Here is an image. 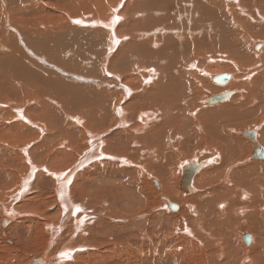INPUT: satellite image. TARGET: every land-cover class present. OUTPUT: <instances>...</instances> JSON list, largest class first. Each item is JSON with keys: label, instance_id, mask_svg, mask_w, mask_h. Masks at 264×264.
Instances as JSON below:
<instances>
[{"label": "rangeland", "instance_id": "1", "mask_svg": "<svg viewBox=\"0 0 264 264\" xmlns=\"http://www.w3.org/2000/svg\"><path fill=\"white\" fill-rule=\"evenodd\" d=\"M50 1L51 2H49V0H9V11H11V9H19L20 7H22L24 11L17 13V19L13 17V23H11L12 18L10 19L11 16H9L8 12L5 13V21H7V25L2 24L3 20L0 19V74H2L1 72H3L4 70L13 71V69L24 73V85L26 87L28 86L27 88H30L33 94L31 96L33 99L25 100L32 101L29 102L28 106H24L25 109L36 107V103L38 101H40L41 103H45L43 108L40 107V109L39 107H37L39 112L37 109L36 112L34 111L35 115L39 116L43 123H45L44 126L46 125V130L43 128L44 133L41 132L38 128H32L29 125L24 124V128L21 132V134L24 133V141L20 142V144H24V148H27V151L30 150L28 149L29 146L32 147L29 148L33 149L38 143H42V146L45 145V147H50L51 149L57 150V147L62 148L63 145H65L64 141L69 135H71L72 140H74L77 136V132H72V125H70L67 121V115H70V113L74 111H84L81 116H89L92 118V120L91 118H87V123L94 121V123H96V126L93 127H96L97 131L99 129V133L108 132V134L110 135L112 133V125H114L111 121V119L113 118V108L118 102L124 103V99L121 100L122 89H118L121 83L115 77L111 75L107 76L106 71L112 74L119 75L122 84L128 85L129 81H133L130 76L132 68L135 65L141 63H143V65L146 64V66L149 65L150 68L160 67V69H167L168 65H171L173 71L171 75L173 83L168 85L163 84L164 87L159 89H153V87L149 86H146V89L144 91L136 89L137 91H139V93H137L136 95H141L142 99L138 101L134 99L131 103L132 105H134V109L131 113H128V119L132 124H134L135 117L139 112L153 109V107L156 105V103L153 102L154 98L158 100V105L164 110V112L160 114V117L162 119V122L160 124L158 123L157 125H151L145 131L140 130V134L130 129L120 130L125 133L124 136H129V140L131 141V143L129 146H127L129 148L131 147L130 149L133 148V142H137L135 139L139 138L143 141H140L142 146L138 142L139 147L137 146V148H133V150H136L129 157V161L126 158L125 159L129 163L140 165L151 172L161 173L162 169H165L166 178H168L166 186H168L171 181H175L176 179L178 182V185H176L177 183L175 182L169 186L173 191L172 196L176 195L177 192L182 191L179 187L178 181V177L180 178V176L182 175V173H180L179 176V171L181 170L180 167H182L184 163L190 161H204L203 159H205V152L202 150H204L203 147H206L203 146L205 142H209L213 145L222 144V139L219 133L220 128L218 127L215 130H210L207 135L208 137L204 138L203 136H199L195 141H193V143L196 142V144L194 143L192 145V141H190V145L188 144L186 146L187 150L190 149L189 151H184L182 149L177 153H172L171 150H167L170 148L171 144L176 145L178 144V142H181V140L172 141L173 137L175 139V137L183 135L180 133L181 127H178L179 132L177 130H174L178 132L174 133V135L170 134L171 130L167 131L165 129L164 131V129H161V127H164V124L169 119V116L167 115L172 113H175L174 115L180 114L179 110L173 112L171 111V109L166 113L165 107L162 104L163 100L166 102L170 101L171 97L169 95L172 93V91H178L179 93L185 95L173 96V98L176 100V103L173 106H178L179 108L183 106L182 115L184 119H188L192 122V127L188 129V135L193 136L194 131L199 129L200 127L203 129H213L219 122V118L222 115H224L221 121L222 126H226V123L230 121L229 119L232 117L231 113L235 112L236 110H238L242 121L240 122V119H234L232 117L233 123L231 124V126L233 129L244 131L245 127H247V130H252L251 128L253 125L261 124L262 130L260 131V135H263L264 121L261 119L260 121L253 122V120L256 118L253 117L254 112H252L251 117L250 111L253 108L264 111V98L259 101V98L258 96H256L255 92L250 90L249 82H246L249 77H246V69L244 68L243 64H246L247 68L249 69H247V71L251 70V72L253 70L254 72H261V69H264L261 67L262 65H264V47L262 49V52H258V59H251V57L248 58V56H252V50H254L252 48L253 41L264 42V35L261 34V32H264V21L261 20L256 13L258 12L260 15H264V0H240V9L237 8V1L235 0H155L156 2L153 4L155 8H165L167 5H169L171 8L170 10H168L169 15L161 18H159L158 16H154L157 15L155 13L152 14L153 17L151 15L152 7L150 6H152V0H121V6H117L116 8L118 15L122 16L126 8L128 7L130 16L132 17L131 19L136 22V24H134L133 26L131 23L126 30L124 29V27L118 28L117 31L120 32L121 35L128 36V34H130L134 38H138V33H141L143 31H145V33H147L148 31H155L156 28V30L165 32L161 34H155L154 37H151L153 35H149L148 38L142 34H139V39H134L129 43L128 41L130 39H125V42L122 40L123 43H118V45L113 48L112 53H110L111 47L109 48L108 46L109 44L111 45L109 37L113 34H110L109 31H106L107 29L97 28V24H89L87 26L86 22H88L87 18L90 17H103V15L109 17L110 14H115L116 16V10H113V5L111 4H114L115 6L119 0ZM94 2L96 3L95 6L97 7L94 6ZM84 3L88 8H82V4ZM164 4L166 5L164 6ZM1 6H3L2 0H0V16L3 12V9H5ZM109 6L111 8H109ZM177 6L179 7L176 9ZM61 8L65 10L64 13L59 11L61 10ZM80 8L84 10L82 11ZM6 9L4 10V12L7 11ZM145 11L148 12L147 17H151L150 19L140 16V14L144 13ZM134 14L137 15L135 16ZM169 16H171V18ZM122 18H124V21L125 19H127L126 17ZM116 22L117 25H121L123 21L122 19H119ZM212 22H216L217 24L214 28L216 31L210 30L208 28V23ZM238 22H244V25H241ZM9 23L11 26L9 25ZM24 25L29 26L26 27L28 28V30L26 31L30 33L28 35V39L24 38L23 45L17 36V38L15 39V35L17 34L16 30H18L16 26H18L19 29L22 30V28H24ZM235 25H238V30L236 29ZM3 26L5 27L4 29ZM78 26L80 27L78 28ZM222 26L224 27L222 28ZM195 30H198L200 34L196 36ZM219 30H223L224 35L217 32ZM2 31L5 32L6 37H12L15 40H6L5 34L2 33ZM124 31H127V33ZM203 40H206L205 44H201ZM188 44H191L190 52H178L180 46H185ZM208 44H210L211 46L208 47ZM5 47L8 48L6 49ZM29 51H34V56L31 55ZM35 52L39 53L36 55ZM115 52L117 54H120V56H115ZM245 53L248 54L244 56ZM44 55L46 56L44 57ZM241 55L243 56V58ZM154 57H159V59H162V64H159L157 62L159 61V59H148ZM169 58L171 63L168 62ZM39 59H46L47 62H50L52 64L51 65L49 63L51 66L56 65L53 66L56 69L48 66ZM248 61L253 62L250 63ZM256 62L258 63V65H256ZM214 63L221 64L220 66L226 69L224 71L220 70L221 72H228V74L233 73V85L232 83H230L227 87L221 86L216 88L217 85L215 87V85L210 82L211 79L209 80V78L207 79V77L201 74L204 69L209 68L210 66L214 65ZM190 65H192V67L196 66L200 70L196 69L191 71ZM60 68L62 71L60 70ZM123 68L126 69L125 72ZM199 71H201V73ZM161 72H163L162 69ZM167 72L170 75L169 71ZM124 74L129 75L130 78L126 79ZM142 74L144 75L146 73ZM66 75H72V77L70 78ZM146 75L147 77H144L145 82L148 81L150 74L147 73ZM104 77L106 78L104 79ZM139 79H141V77ZM169 79L170 78L166 76L165 79L162 78L161 81L164 83V81L168 82ZM85 83H87V85ZM24 85L20 83V86L18 87L24 88ZM117 86L118 88H116ZM231 89L233 94L235 93V91L233 90H236L237 93L235 97L238 98L231 101V97H229V99L225 101V103H227L230 100V105L228 107L219 105L215 108L202 110L204 105H202L201 101L203 99H206L214 94L231 91ZM90 92H92L93 95L90 96ZM62 94H64L66 97ZM58 95L60 96L58 97ZM129 95L132 96V93H130ZM66 98L67 102L65 100ZM85 98L87 99V101L85 100ZM128 99L129 98L126 99L127 103L125 102V106L129 105ZM83 100H85V103L90 102V105L84 104V102H82ZM186 101L188 102V104L186 103ZM96 103L98 104V106H101L100 109H98L95 115H88L87 113L92 110V108L88 110V107L91 105L94 106ZM63 105L70 106H68L67 108V106ZM197 110L201 111L196 114ZM216 110L220 111V114H218V116L210 114V111ZM93 112H95V110H93ZM192 112H195V114H193ZM228 113L230 115L226 116V114ZM101 117H103L105 121L102 120ZM93 119H95L96 121ZM55 121L57 122V124ZM102 121L105 122V124ZM139 122L141 124L146 123L145 121L141 120ZM52 123L56 125H53ZM99 123L102 125H100ZM103 125H105V127H103ZM184 125H186V123ZM29 127L31 128V130ZM39 127H43V125H40ZM56 127L59 129H57ZM173 128L175 129L177 127L173 126L172 130ZM78 129L80 128L78 127ZM51 131H54V133L52 134ZM211 131L214 132V135L210 133ZM55 132L57 134H55ZM82 132V139H85V130H82ZM50 133L52 134V136H54V138ZM241 140L245 142V144H241ZM199 144H202V147ZM236 144L237 154H241L240 158H244V155L246 157L249 155L250 157L251 152L249 153V149L252 144L248 140L241 136V138L236 141ZM0 145V148H5L3 144ZM181 145L183 146L182 143ZM196 145H199V147ZM128 147H116L117 153L126 154L124 156L128 157L127 153L129 151H124L128 150ZM64 148L65 147H63L61 150H64ZM35 152H38V150H36ZM68 153L71 154V152ZM76 154L74 152V155ZM124 156L117 157L123 158ZM253 160L255 162H259L260 164V161L262 159ZM251 164L252 163L250 162H245L238 166L233 165L230 172H228L227 174L225 173V171H222L216 181H213L212 175L208 170L211 165L206 166L205 164V166L209 168L206 169L204 166L205 170L203 169V171L198 174L195 180V186L201 190V193L195 194L196 205L194 203H187L185 205H187V207H189L190 205H195L197 211L200 212V210L198 209L202 206L200 204L205 203L206 211L203 212V214L207 215V219L210 220L209 222H206L198 214L195 215L196 218L194 217L190 219L187 213L178 212L179 210L177 212H172L170 210L166 213L158 210L156 207L158 203L150 195L147 186L144 184V182L147 181V175L142 172V170L132 167L134 175H121L114 178L113 182L107 184L106 187L107 189L115 190L120 194V198L124 201V204L128 207L132 214L128 215L131 217H127V215H121V218H118L117 221L112 220L113 229L120 227V231H117L118 233H124L126 231L135 232L140 246L144 245L145 242L150 245H153V242L155 244V253L152 259H148L143 255L137 254L141 259L137 261V263L131 264H243L244 257H248V254L242 253L241 245L245 248H249L252 244L251 235V243L249 246L245 245V243L242 241V237L245 233H254L258 239V242L262 243V245L257 249L258 261H254V263L250 261V263L248 264H264V213L262 211V207L264 206V170L261 169V166H251ZM10 165L11 169H7L6 174L14 175V168L16 167V164L12 163ZM23 165H26V163L22 164V166ZM262 165H264V163H262ZM22 166L20 167V173L16 175L17 177L20 176L19 178H17L16 183H18L20 178L24 175V166ZM204 173H206V175ZM0 178L2 179L3 177ZM224 178L226 179V182L224 181ZM133 179L135 181H133ZM152 179H155L157 181V178ZM152 179L151 182H153ZM12 181V179L9 180V182ZM100 181L106 182L111 180L103 175L96 176L94 178L91 177L89 182V189L93 190L94 188L96 189L102 187L103 185L101 186L98 184ZM4 182H7V180H5ZM89 183H85L83 186H86ZM133 184H140L142 186V193L145 196L143 194L137 193L136 189L133 188ZM151 184L154 188H156L154 182ZM15 186L17 188V184ZM3 188H6V186H3ZM156 190L160 193V190H158L157 188ZM184 193H187V191ZM243 193L248 194L247 201L240 200V196L243 195ZM10 194L8 192L7 195ZM24 195L27 196V194ZM161 195H166L165 197H167L168 199L170 197L166 193H162ZM6 200L7 197H0V202L5 201L4 203L8 205V201ZM24 200H26V198H24ZM159 200L160 202H162V197H160ZM170 201H172V203L174 204H177L176 201H173L172 199H170ZM182 201L184 202L185 200L182 199ZM222 202L228 203L227 213L220 212L222 209L219 208L220 205H218L217 209L215 208L218 203ZM53 203L55 202L47 203L41 199H37L34 202V206L31 207L30 210H38V213L43 216L47 215L49 217L50 215H52L53 217V211L54 209L56 211L58 207L57 205H55L56 207L52 206ZM43 204L45 207L41 208L40 206ZM241 207H245L249 210L246 211L247 214H245L246 212L241 215H238L236 213ZM25 215L26 214L24 213V217H27V215ZM134 216L136 217V219ZM27 219H30L29 216L27 217ZM182 221H184V224L182 223ZM185 227L192 230L193 237H195L194 239H189L185 235ZM199 227L201 228V231L197 230V228ZM30 228V232L28 233V235L34 230L32 229V226H30ZM257 228H259V231L256 230ZM147 229H152L150 234V238H152V240L148 238L147 234L145 233ZM38 232L40 235H46V233L42 234L43 231L40 227L35 229L33 233L36 234ZM43 236H41L40 243L42 242ZM179 238H187L188 240H190L189 247L191 248V250L190 252H181V254L183 255L179 256L180 258H177L172 254V249L177 245H179V247L181 248L185 247V244L182 243ZM2 239L5 240L6 238L3 237ZM10 239L16 238L12 236L10 237ZM33 239L35 240V242ZM38 240H40V237L35 236L32 238L34 247L35 245H37ZM2 241H0V264H28L36 256H39L38 252H40V250L42 251L46 246H44L43 244H41L40 246L39 244L38 247L36 246L35 248H31L32 250L35 249L33 250V252L29 249L23 251L24 253L21 252L19 254L13 249L9 250L6 246L4 247V245H2ZM197 241H199L201 245H197L195 243ZM17 243L20 244V242ZM7 244H9V242H7ZM120 248L122 247L118 245H110L108 247L107 255L110 257L113 252ZM131 249L136 248L131 247ZM50 250V255L57 251L55 246H52ZM139 251L140 250H138V252ZM14 252L15 254H13ZM32 253L35 254L33 255ZM126 254L132 253L128 252ZM86 258H90L92 262L88 261ZM8 259H12V261ZM68 259L69 258H65L63 261H66ZM104 259L105 256L102 258H97L95 260H93L91 257H84L79 262V264H124V262H121L117 259L110 263L105 262ZM45 264L47 263L45 262Z\"/></svg>", "mask_w": 264, "mask_h": 264}, {"label": "bare ground", "instance_id": "2", "mask_svg": "<svg viewBox=\"0 0 264 264\" xmlns=\"http://www.w3.org/2000/svg\"><path fill=\"white\" fill-rule=\"evenodd\" d=\"M122 1H126V0H122ZM122 1L119 0L115 6H114V4H111V5H113V10L114 11L116 10V16H115V14H110L109 17L108 16L106 17V15H103V17L102 16L94 17V18L90 17V18H87L88 22H86L87 26L89 24H92V25L97 24V28L107 29L106 31H109L110 34H113L109 37V39L111 41V45L109 44V46H108L109 48L111 47L110 53L113 52L112 51L113 48L116 47L118 45V43H121V42L123 43V41L125 42L126 40L130 39L128 41V43H129V42L133 41L134 39L135 40L139 39L141 34L148 38L149 35H153L151 37H154L155 34H161V33L165 32V31H161V30L160 31L156 30L157 29L156 28L155 31L154 30L150 31V32L148 31L147 33H145V31H143L141 33H138V38H134L130 34H128V36L121 35L120 32L117 31L118 28L124 27V29L126 30L131 23H132V26L134 24H136V22H134L133 19H131L132 17L130 16L128 7L126 8V10L122 16L118 15L116 8H117V6L118 7L121 6ZM152 1H153L152 6H150V7H152L151 15L155 13L157 15H154V16H158L159 18L169 15L168 10L171 9L169 5H167L165 8L157 9L153 6V4L156 1L155 0H152ZM235 1H237V8L240 9L241 4L239 5V3H241V1L240 0H235ZM2 2H3V6H1V7L5 8V9L7 8L6 9L7 11H5V12H4L5 9H3V12L0 16L1 17L0 19L3 20L2 24H4V25L7 22V21H5L6 20L5 13L8 12L9 16H11L10 19L12 18L11 23H13L14 22L13 17H15V19H17L16 18L17 13L24 11L22 7H20L19 9H15V10L11 9V11H9V9H8V7H10L9 6V0H2ZM49 2H51V1L49 0ZM85 3L82 4L83 5L82 8H85V7L88 8ZM78 4H79V2H78ZM95 4L96 3L94 2V6H95ZM165 5L166 4H164V6ZM95 7H97V6H95ZM178 7L179 6H177L176 9ZM109 8H111V7L109 6ZM52 9H54V8H52ZM148 10H150V9H148ZM59 11L64 13L65 10L61 8V10H59ZM147 11L140 14V16L141 17L142 16L147 17V13H148ZM256 13L258 14L259 18L264 21V15H260L258 12H256ZM51 14H54V13H51ZM51 14H49V15H51ZM122 17H126L127 19H125V21H124V18H122ZM152 17H153V15H152ZM169 17L171 18V16H169ZM150 18L151 17H149V16L147 17V19H150ZM119 19H122V21H123L121 23V25H119V24L117 25L116 21H118ZM73 21H76V20H73ZM77 21H79V20H77ZM238 23L241 25H244V22H238ZM9 25H10V23H9ZM81 25H83V24H81ZM216 25H217L216 22L208 23V28L210 30L216 31L214 29ZM235 26L237 29L238 25H235ZM16 27L18 30H16L17 34L15 35V39L18 37L20 39V41L22 42V44L24 45V38L28 39V35L30 33V32L26 31V30H28V28H26V27H29V26L24 25L23 26L24 28H22V30L19 29L18 26H16ZM79 27L80 26H78V28ZM223 27L224 26H222V28ZM4 28L5 27L3 26V29ZM241 28H242V26H241ZM124 32L127 33V31H124ZM195 32H196V36L200 34V32H198V30H195ZM217 32L223 34V30H221V31L219 30ZM2 33L5 34L4 31H2ZM261 34L264 35V32H261ZM162 35H164V34H162ZM177 38H181V37H177ZM5 39L6 40L7 39L15 40L12 37H6V34H5ZM153 39H155V38H153ZM3 41H5V40H3ZM10 42H12V41H10ZM2 43H4V42H2ZM205 43H206V40H203L201 42V44H205ZM16 45H17V43H16ZM122 45H124V44H122ZM252 45H253V47H252L253 49H254V46L260 45L259 46L260 50L259 51L252 50V54H251L252 56H248V55L247 56H248V58L251 57V59L252 58L258 59V55H259L258 52H262V49L264 47V42L253 41ZM207 46L210 47L211 45L208 44ZM190 50H191V44H188L185 46H180L178 49V52L186 53V51L190 52ZM117 51H119V50H117ZM29 52L31 55L34 56V54H33L34 51L33 52L29 51ZM255 52H257V53H255ZM38 53H36V55ZM246 54H248V53H245V55L244 54L243 55L246 56ZM45 56L46 55H44V57ZM115 56H120V54H117L115 52ZM242 58H243V56H242ZM148 59L149 60H152V59L157 60V59H159V57L148 58ZM255 59H253V60H255ZM39 60L42 61L43 63L47 64L48 66L52 65L50 62H47L46 59H39ZM159 61H157V62L159 64H162L161 63L162 59H159ZM168 62L171 63L170 58L168 59ZM248 62H250V61H248ZM252 62H250V63H252ZM192 65H190L191 71L198 69L196 66L192 67ZM220 65L221 64L214 63V65L210 66L207 69H204L202 73H201V71H199V72L201 74H203L205 77H207V79L209 78V80L214 75L228 74V72L223 73L220 71V70H223V71L226 70L225 68L221 67ZM256 65H258V63ZM256 65H254V66H256ZM53 66H56V65H53ZM53 66H51V67L55 68ZM243 66L246 69L245 70L246 77H249L246 80V82H249L250 90L254 91L256 96H258L259 101H261L264 98V93H263L264 69H261V72H258V71L254 72V70L251 72V70L247 71L248 68H247L246 64H243ZM7 67H9V66H7ZM261 67L264 68V65H262ZM188 68H189V66H188ZM123 69L125 72L126 69L125 68H123ZM161 69L163 72H161ZM161 69H160V67L150 68L149 65L146 66V64L143 65V63L135 65L132 68L131 75H130L134 82L129 81L128 85L122 84V81H121V78L119 75L112 74V73L106 71L107 76L111 75V76L115 77L116 79H118L119 82L121 83L119 88H118V86L116 88L122 89L121 100L124 99L123 100L124 103L118 102L115 104V106L113 108V113H112L113 118L111 119V121H112V124H114V125H112V133L110 135L108 134V132L99 133L98 132L99 129L97 131V128L93 127V126H96V123H94V121L87 123V118H91V117L81 116V114L84 111H82V110L79 111L77 109L79 112L74 111V112L70 113V115H67V121L69 122L70 125H72V132L76 131L77 136L75 137L74 140H72L71 135H69L67 138L64 136L66 138L64 141L65 145H63V147H65L64 150H61L63 147L62 148L57 147L58 149L54 150V149H51L50 147H45V145L42 146V143L41 144L38 143V144H36V146L33 149H31L32 147L29 146V147H31V148L28 147V149H30L29 151L26 150L27 148H24V144H20V142L24 141V133L21 134V132L24 128V124L29 125L32 128H38L41 132H43V128L46 130V125L44 126L45 123H43V121L40 119V117L35 115V113H34V111L36 112L37 107L43 108L45 103L44 102L41 103L40 101H38L36 103V107H34V108L30 107V108L25 109L24 106H28L29 102H32V101H25V100L33 99L31 97L33 94L31 92L32 90H30V88H27L28 86L26 87L24 85V73L17 71L16 69H13V71L4 70L3 72H1L2 74H0V144H3L5 148H0V177H3L2 179L0 178V197H7L6 201H8L7 204L9 205V206L6 205L4 203L5 201L0 202V239H2L3 237L6 238L5 240L2 239L3 241L2 240H0V241H2V243H3L2 245H4V247L6 246L9 250L13 249L17 253L20 254L21 252H23L25 250H29V249L32 250L31 248L34 247L33 243L35 242V240H34L35 238L33 239L34 242H32V238L35 236L40 237V240H38V243H37V245H35V247L36 246L38 247L39 244H40V246H41V244H43L44 246L46 245V246H45V248L43 247L44 249L42 251L40 250V252H38L39 256H36L31 261H33V260L40 261L41 264H45V262L47 264H77V263L79 264V262L84 257H91L93 260H95L97 258H102L104 256H105L104 261L107 263H110V262L114 261L115 259H117L121 262H124V264H131V263H137V261H139L141 259L137 254L143 255L145 258L152 259V257H154V253H155V244L153 241H152L153 245H150L147 242H145L144 245L140 246L135 232L126 231L124 233H118L117 231L118 230L120 231V227L113 229L112 220L117 221L118 218L119 219L121 218V215H123V216L127 215V217H131L128 215L132 214V212H130L128 207L124 204V201L120 198V194L115 190L107 189L106 185L113 182L114 178L121 176V175H123V176H126L128 174L134 175V171H133L132 167H135L139 170H142V172H144L147 175V181L144 182V184L147 186V189H148L150 195L158 203L157 206L155 205L158 210H160L163 213L170 211L167 208L166 203L164 201L160 202V200H159L160 197H162V199H163V197L166 196V195L162 196L161 194L166 193L167 195H169L171 197V198L169 197V201H170V199H172L173 201H176V203L178 204V205L177 204L176 205L180 207V208L178 207V210H179V211L177 210L178 212L187 213L189 215L190 219H192L194 217L196 218L195 215L198 214L206 222H209L210 220L207 219V215L203 214V212L206 211V209H205L206 204L205 203L200 204L202 206L199 207L198 209L200 210L201 213L199 211H197V208L195 206L196 205L195 194L201 193V190L195 186V180H196V177L198 176V174L203 171L205 164H206V166L211 165L210 168H212V169H210L209 167H206V166H205V168L206 169L209 168L208 170H209L210 174L212 175L213 181H216L219 178L220 173L222 171H225V173L227 174L228 172H230L233 165L238 166V165H241L242 163H245V162L252 163L251 166H261L262 167L261 169L264 170V165H262V163H264V159H262L260 161V164H259V162H255L252 159V157H251L252 146H250V149H249L250 150L249 153L251 152V154H250L251 158L249 157V155L247 157L244 155V158H240L241 154H237L236 141H238V139L241 138V134L244 133L245 131H247V129H248L247 127H245L244 131H242V130L239 131V130H235L232 128V126H231V124L233 123L232 117L234 119H240V122L242 121V118L240 117L238 110L231 113L232 117L229 119L230 121H228L226 123V126H222L221 121H222L223 116H224V115H222L219 118V122L217 123V125L213 129H203L199 126L200 128L198 127L199 129L194 131L193 136L188 135V129L190 127H192V122L188 119H186V120L184 119V117L182 115L183 106L180 108L178 106L177 107L173 106L176 103V100L173 98V96H185L184 94H181L178 91H172V93L169 95L171 97L169 102H166L164 100L162 101V104L165 107L166 113L169 112L171 109V111H173V112L179 110L180 114L174 115L175 113H172V114L167 115V116H169V119L164 124L165 126L162 125L164 127H161V129L162 130L164 129V131H165V129L167 131L171 130L170 134L174 135V133L179 132L178 127H181L180 133L183 134L181 136L175 137V139L173 137L172 141L173 140H175V141L181 140V142H178V144H176V145L171 144L170 148L167 150H171L172 153H177L178 151H180L182 149L184 151H186L187 150L186 146L189 144L190 141H192V145L194 143L196 144V142L193 143V141H195L199 136H203L204 138L208 137L207 135H208L209 131L215 130L218 127L220 128L219 133H220V136L222 139V144H219V145H213L209 142H205V143L203 142L204 144L202 143L203 146L207 147V148L203 147L204 150H202L205 152V155H204L205 159H203L204 161H201V162L200 161L197 162V160L196 161H190V162L184 163L182 165V167H180L181 170L179 169L180 170L179 176H180V173H182L184 166L190 165V164H193V165H199L201 163L203 164V166L197 170L196 174L192 178L191 189L188 190L187 193H184L186 191H184L183 189L180 188L184 192L179 190L180 192H177L176 195L172 196L173 191L169 186L175 182L177 183L176 185H178V182L176 179L175 181H171L168 184V186H166V183L168 182V178H166V170L165 169H162L161 173H155V172L148 171L147 169H145L144 167H142L140 165H135V164H131V163L127 162V160L129 161V157L136 150V149L133 150V148L134 147L137 148V146L139 145L138 142L140 143V141L141 142H143V141L139 138L135 139L137 142H133L134 143V145L132 146L133 148L130 149L131 147L130 148L128 147L131 143V141L129 140V136L128 135L124 136L125 133L120 131V130L121 129H130V130L140 134L141 133L140 130L145 131L151 125H154V124L157 125L158 123L160 124L162 122L160 114L163 113L164 110L158 105V100L156 98L153 99V102L156 103V105L153 107V109L143 111V112H139L135 117L134 124H132L128 119V115H129L128 113H131L134 109V105L131 104L132 101L134 99L136 101L142 99L141 95H136L137 93H139V91H137L136 89L144 91L146 89V86L153 87V89H156V88L159 89V88L164 87L163 84L168 85V84L173 83L172 82L173 79L171 77V75L173 73L172 66L168 65L167 69H165V68H161ZM60 70H61V68H60ZM73 70H72V72H73ZM198 70H200V69H198ZM167 71H169L170 75L168 74ZM66 73H67V71H66ZM142 73H146V74L149 73L150 74L147 82H145V79H144V77H147V75L146 74L143 75ZM124 75H125L126 79L130 78L129 75H126V74H124ZM228 75L230 76V78H229L227 84L224 85L226 87L230 83H232V85H233V82H232L233 73H230ZM66 76H68V75H66ZM166 76H168L170 79L168 82L164 81V83H163L161 81V79L162 78L165 79ZM68 77L71 78L72 75H69ZM106 77H104V79ZM140 77H141V79H139ZM200 79H204V78H200ZM84 82H86V81H84ZM210 82H211V80H210ZM20 83H22L24 85V88L18 87V86H20ZM85 84L87 85V83H85ZM106 85H108V84H106ZM213 85H215V87H216V84L213 83ZM112 86H114V85H112ZM218 87H221V86L217 85L216 88H218ZM208 88H210V87H208ZM216 88H214V89H216ZM53 91H55V90H53ZM221 91H223V90H221ZM233 91H235L234 94L232 92V89H231V91H227V92H230L227 99H229V97H231V99H230L231 101L238 98V97H235L236 93H237L236 90H233ZM243 91H245V90H243ZM67 92H68V90H67ZM130 93H132V96L129 95ZM160 93H162V92H160ZM83 94H84V92H83ZM62 95H64V94H62ZM89 95L90 96L93 95L92 92H90ZM214 95H217V94H214ZM59 96L60 95H58V97ZM127 98H129L128 99L129 105L125 106L124 104H125ZM206 99H203L201 101L202 105H204L202 110H208L209 108H215V107H218L219 105H223V106H227V107L230 105V103H229L230 100L227 103H225V101H224L222 103L207 105L205 103ZM51 100H53V99H51ZM65 100L67 102V98ZM85 100L87 101L86 98H85ZM85 100H83L82 102H84V104L90 105V102L85 103ZM186 103L188 104L187 101H186ZM63 106H67V108H68V106H70V105H63ZM100 107L101 106H98L97 103L94 106H92V105L89 106L88 110H90L91 108H92V110L87 114L90 116L95 115V113H97V111H98V109H100ZM67 110H65V111H67ZM93 110H95V112H93ZM199 111H201V110H197L196 114ZM38 112H39V110H38ZM252 112H254L253 117L256 118L253 120V122L260 121L261 119L264 121V111H260L257 108H253L250 111L251 117H252ZM193 114H195V112ZM210 114L214 115V116H218V114H220V111L219 110L210 111ZM227 115H230V114L228 113V114H226V116ZM194 116H196V115H194ZM104 117H105V115H104ZM154 118H155V121H154ZM101 119L105 121V119H103V117H101ZM91 120H92V118H91ZM93 120H95V119H93ZM140 120L145 121L146 123L141 124L139 122ZM49 121H50V119H49ZM103 123L105 124V122H103ZM185 123H186V125H184ZM56 124H57V122H56ZM56 124H53V125H56ZM99 124H97V125H99ZM102 124H100V125H102ZM135 124H136V127H135ZM40 125H43V127H39ZM77 125H79V126H77ZM173 126L177 127V128H175V129L173 128V130H172ZM57 127H59V126H57ZM78 127L80 129H78ZM97 127H100V126H97ZM103 127H105V125H103ZM57 129H59V128H57ZM101 129H103V128H101ZM251 129L256 134V141L264 149V132H263V135H260V131L262 130V125L261 124H255L252 126ZM30 130H31V128H30ZM82 130H85V134H86L85 139H82V135H81L83 133ZM174 130H177L178 132H176ZM51 133L53 134L54 131L53 132L51 131ZM210 133L214 135L213 131H211ZM52 134H51V136H52ZM55 134H57V133L55 132ZM52 137L54 138V136H52ZM181 143L185 147H183L181 145ZM240 143L245 144V142H243L242 140L240 141ZM202 144H199V145L202 147ZM199 145H196V146L199 147ZM118 146L121 148L128 147V150H124V151H129L127 153L128 157L124 156L126 154L117 153L116 147H118ZM141 146H142V144H141ZM196 146H194V147H196ZM54 148H56V147H54ZM36 150H38V152H35ZM130 150H132V151H130ZM138 150H139V148H138ZM167 150H166V152H167ZM189 150H187V151H189ZM24 152H25V154H24ZM68 152H71V154H69ZM74 152H75V154L76 153L77 154L74 155ZM183 154H185V153H183ZM117 156H120V157L124 156V157L120 158ZM230 160H232V161H230ZM116 161H117V163H116ZM12 163L16 164V167L14 168L15 174L14 175H11V174L8 175V174H6V170L11 169L10 164H12ZM25 163H26V165H23L24 166V175L22 174L23 176L20 178L19 182L16 183L17 178L20 177L19 175H18L19 177H17L16 175L18 173H20L19 172L21 169L20 167L22 166V164H25ZM22 170H21V172H22ZM77 173H80V174H77ZM204 174L206 175V173H204ZM101 175L108 177L109 180H111V181H106L107 183L100 181L98 184L101 186L103 185L102 187L96 188V189L94 188L93 190H90L89 189L90 178L91 177L94 178L96 176H101ZM153 175H155V176H153ZM181 177L182 176H180V178L178 177L179 187H180ZM152 178H157V181L155 179H152ZM10 179H12L13 181L9 182ZM151 179H152V181H155L157 183V185L159 187L158 190H160V193L151 184V183H153V182H151ZM5 180H7V182H4ZM133 181H135V180L133 179ZM224 181L226 182L225 178H224ZM85 183H89V184H87L86 186H83ZM16 184H17V188L15 186ZM133 185H134L133 188L136 189L137 193L143 194L142 193V186L140 184H133ZM3 186H6V188H3ZM8 192H9V194L10 193L11 194L7 195ZM24 194H27V196ZM20 195H21V197H20ZM179 197H180V199H179ZM24 198H26V200H24ZM165 198H167V197H165ZM37 199H41L47 203L55 202V203H53L52 206L56 207L55 205H57L58 207H57L56 211L54 209L55 212L53 211V215H54L53 217H52V215H50L49 217L47 215L43 216V215L38 213L39 212L38 210H36V211L30 210V208L34 206V202ZM182 199H184L185 201L183 202ZM240 200L241 201H247L248 200V194L243 193V195L240 196ZM170 202H172V201H170ZM187 203H194L195 205H190L189 207H187V205H185ZM218 205H220L219 208H222L220 212L227 213L228 203H224V202L218 203L215 207L216 209H217ZM10 206H13V207H10ZM40 207L42 208L45 206L43 204ZM153 207H154V205H153ZM246 211H249V210L246 209L245 207H241V208H239V210L236 213L238 215H241V214L245 213ZM262 211L264 213V206L262 207ZM24 213L27 215V217L29 216L30 219H27V217H24ZM147 213H150V212H147ZM245 214H247V212ZM138 216H140V215H138ZM39 217H41V218H39ZM147 217H149V216H147ZM141 218H143V217H141ZM135 219H136V217H135ZM182 223L184 224V221H182ZM30 226H32V229H34V230L40 227L41 230L43 231L42 234L46 233V235L45 236L40 235L39 232L35 234V233H33L34 232V230H33V232L30 234L34 235V236H31L30 234H29L30 235L29 236L28 233L30 232L29 230L31 229ZM197 230L201 231V228L199 227V228H197ZM256 230L259 231V228H257ZM151 231H152V229H147L145 231L148 238H150ZM184 233L189 239L195 238V237H193L192 230L188 229L187 227L184 228ZM249 235L252 236L251 246L249 248H245L241 245L242 253L248 254V257H246V256L244 257V263L243 264H248V263H250V261L252 263H254V261H258L257 249L262 245L261 242H258V239L254 233L249 234ZM12 236L15 237L16 239H10V237H12ZM41 236H43V237H42V242L40 243ZM150 239L152 240V238H150ZM179 240L185 244V247L181 248V247H179V245H177L172 249V254L174 255V257L176 256L177 258H180L179 256L183 255V254H181V252H183V253L184 252H190V250H191V248L189 247L190 240H188L187 238H184V239L179 238ZM7 242H9V244H7ZM17 242H20V244ZM195 243L197 245L198 244L201 245V243L199 241H197ZM0 245H1V243H0ZM110 245H113V246L118 245V246H121L122 248L113 252V254L109 257L107 255V253H108V247ZM52 246H55L57 251L55 253H53L52 255H50V251H51L50 249L52 248ZM131 247H135L136 249H131ZM142 249H143V251H142ZM33 250H35V249H33ZM33 250H32V252H33ZM138 250H140V251L138 252ZM128 252H131L132 254H126ZM27 253H29V252H27ZM13 254H15V252ZM65 258H69L70 261H69V259L66 261H63ZM8 260H10V259H8ZM87 260L92 262V260L90 258ZM10 261H12V259ZM31 261L28 264H30Z\"/></svg>", "mask_w": 264, "mask_h": 264}, {"label": "water", "instance_id": "3", "mask_svg": "<svg viewBox=\"0 0 264 264\" xmlns=\"http://www.w3.org/2000/svg\"><path fill=\"white\" fill-rule=\"evenodd\" d=\"M259 46L260 45L254 46V50L259 51V49H260ZM229 78H230V76L228 74H218V75H214L213 77H211V82L218 85V86H224L227 84ZM229 94H230V92H224V93H220L217 95H211L210 97H208L205 100V103L207 105L222 103V102L226 101ZM241 136L252 143L251 157L253 159H263L264 158V149L256 141L255 132L253 130H247L244 133H242ZM202 166H203L202 163L199 165L190 164V165L184 166L183 171H182V175H181L182 177L180 179V188L181 189H183L184 191H188L189 189H191L192 178L196 174L197 170L199 168H201ZM153 182H154V185L156 186V188L159 189L157 183L155 181H153ZM162 200L166 203L167 208L169 210H171L172 212H176L178 210V206L176 204L170 202L169 199L163 197ZM242 241L245 243V245L249 246L251 243L250 235L248 233H245L244 236L242 237ZM30 264H41V262L33 260V261H31Z\"/></svg>", "mask_w": 264, "mask_h": 264}]
</instances>
